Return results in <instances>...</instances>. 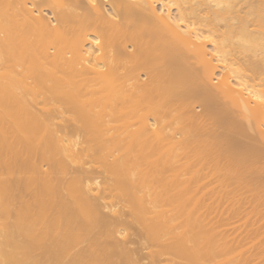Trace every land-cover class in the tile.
<instances>
[{
    "label": "bare ground",
    "instance_id": "1",
    "mask_svg": "<svg viewBox=\"0 0 264 264\" xmlns=\"http://www.w3.org/2000/svg\"><path fill=\"white\" fill-rule=\"evenodd\" d=\"M125 213L148 264H264V0H0V264H144Z\"/></svg>",
    "mask_w": 264,
    "mask_h": 264
},
{
    "label": "rangeland",
    "instance_id": "2",
    "mask_svg": "<svg viewBox=\"0 0 264 264\" xmlns=\"http://www.w3.org/2000/svg\"><path fill=\"white\" fill-rule=\"evenodd\" d=\"M105 6H108V5L106 4ZM197 71L199 72L200 70L197 69ZM212 99H213L212 100L213 102L211 103V107H210V108H212L211 110L218 111V110L224 109L225 107H228L227 103L223 99L219 98L216 94H213ZM197 104H196L194 110H196L197 113L200 114L201 116L204 115V113H206L205 108L202 106V104H200V103L198 105ZM229 114L230 115H228V114H226V115H228L230 118L234 119L235 122L237 123V127L230 133L231 137H233L236 140H239L240 142H244V143H252V144L256 143V144H258L260 142V139H259L257 133L252 131L251 128H248L247 124L242 119V117L238 111L230 110ZM65 123H67V122H65ZM205 126H206L205 129H207L208 132H210V131L213 132V130H215V132L217 134H222L225 131L223 126L213 124L211 119H209V118H208ZM122 211H123L122 213H124L125 211L127 212V210H125V209H123ZM109 215L112 216V214H110V213H109ZM121 219L130 223L129 237L127 238L129 242H126L127 244L125 243L126 246H128V248L132 252H134V254L137 257L142 258L141 261L144 264H148L149 259L145 257L147 254V250L144 246V241L141 239L139 229L137 228V226L134 223H132L131 218L128 215H126V213L121 217Z\"/></svg>",
    "mask_w": 264,
    "mask_h": 264
}]
</instances>
